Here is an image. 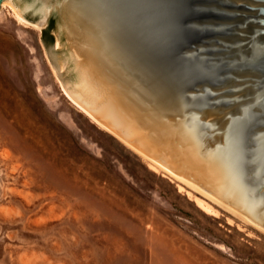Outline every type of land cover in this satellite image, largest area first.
<instances>
[{"label": "rangeland", "instance_id": "rangeland-1", "mask_svg": "<svg viewBox=\"0 0 264 264\" xmlns=\"http://www.w3.org/2000/svg\"><path fill=\"white\" fill-rule=\"evenodd\" d=\"M11 4L0 10V264H264V230L73 104L57 17L45 39L48 25Z\"/></svg>", "mask_w": 264, "mask_h": 264}, {"label": "water", "instance_id": "water-1", "mask_svg": "<svg viewBox=\"0 0 264 264\" xmlns=\"http://www.w3.org/2000/svg\"><path fill=\"white\" fill-rule=\"evenodd\" d=\"M14 3L57 17L63 84L114 136L264 229V0Z\"/></svg>", "mask_w": 264, "mask_h": 264}, {"label": "bare ground", "instance_id": "bare-ground-1", "mask_svg": "<svg viewBox=\"0 0 264 264\" xmlns=\"http://www.w3.org/2000/svg\"><path fill=\"white\" fill-rule=\"evenodd\" d=\"M9 1L10 0H5L4 1V3H9ZM4 3H3V5H4ZM12 5V7H13V9L15 10V12L17 13V15H18V18H19V20H21V21H25V22H27V23H29V24H31V25H33V26H35V27H37V28H39V27H41L42 26V24L43 23H41V24H36V23H34V22H31V21H29V20H27L25 17H23L21 14H20V12L18 11V9L16 8V6L14 5V4H11ZM62 85H63V89H64V91H65V93H66V95L68 96V98L73 102V104H76L79 108H80V110L82 111V112H84L89 118H91V120L93 121V122H95V123H97L100 127H102L103 129H105V130H107V131H109L110 133H112L113 135H116L117 137H119L120 139H122V137L120 136V135H118V132H116L115 130H113L110 126H108L105 122H103L101 119H99L96 115H94L91 111H89L87 108H85L68 90H67V88L64 86V84H63V82H62ZM123 140V139H122ZM121 140V141H122ZM126 142V141H125ZM125 144V143H124ZM128 146V145H127ZM136 152V151H135ZM147 160V159H146ZM155 164V165H154ZM150 163V166L152 167V168H154V169H156L157 170V164L156 163ZM184 180V181H183ZM182 181L183 182H185V183H187V184H189V185H191L192 187H194V188H196L197 190H199V191H201L202 193H204V194H207V195H209L212 199H214L215 201H217V202H219V203H221V204H224V206H225V203L223 202V201H221V200H219L218 198H216L215 196H213V195H211L210 193H208V192H206L205 190H203L202 188H200L199 186H197V185H195L194 183H192L191 181H189V180H187V179H185V178H183L182 179ZM199 203H201V205L204 207V208H206L207 210H209V211H213V209L214 208H212L211 207V205H209L208 203H206V202H204L203 200H201V199H199ZM226 207H228V208H230V210H232L234 213L236 212L237 214H239L237 211H236V209H234L233 207H231V206H226ZM214 210H216V209H214ZM217 212V211H216ZM216 212H214V213H216ZM241 215V214H240ZM242 216V215H241ZM245 218V217H244ZM248 221V220H247ZM250 222V221H249ZM259 228H261V227H259ZM262 230H264L263 228H261Z\"/></svg>", "mask_w": 264, "mask_h": 264}, {"label": "trees", "instance_id": "trees-1", "mask_svg": "<svg viewBox=\"0 0 264 264\" xmlns=\"http://www.w3.org/2000/svg\"><path fill=\"white\" fill-rule=\"evenodd\" d=\"M53 27H54V25H53V22L51 20L50 23H49V25H48V27L43 30V37L45 39H46V34H49V32L51 34V31H52ZM51 37H52V41H54L53 35Z\"/></svg>", "mask_w": 264, "mask_h": 264}]
</instances>
